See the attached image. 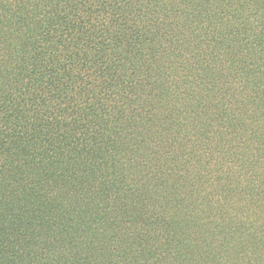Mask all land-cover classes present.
<instances>
[{
    "label": "trees",
    "instance_id": "trees-1",
    "mask_svg": "<svg viewBox=\"0 0 264 264\" xmlns=\"http://www.w3.org/2000/svg\"><path fill=\"white\" fill-rule=\"evenodd\" d=\"M0 264H264V0H0Z\"/></svg>",
    "mask_w": 264,
    "mask_h": 264
}]
</instances>
